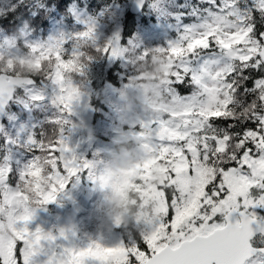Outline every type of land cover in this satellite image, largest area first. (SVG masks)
<instances>
[{
  "label": "snow or ice",
  "instance_id": "snow-or-ice-1",
  "mask_svg": "<svg viewBox=\"0 0 264 264\" xmlns=\"http://www.w3.org/2000/svg\"><path fill=\"white\" fill-rule=\"evenodd\" d=\"M198 3L203 7L191 12L194 22L182 27L167 49L156 52L171 62L169 82L189 79L216 104L197 103L195 92L189 97L194 101L191 116L152 120L138 133L153 141L156 155L162 157L158 162L167 169V179L156 189L159 219L141 234L146 249L134 243L109 247L92 242L66 250L59 264H264V218L252 211L264 207V0ZM91 40L89 26L76 35L71 51L65 50L63 39L30 45L26 74L18 61L5 60L0 52V106L11 98L14 86L31 87L39 77L51 86L50 103L57 113L49 123H65L59 115L71 113L79 96L68 77L80 72L81 61L89 58L82 48ZM202 55L211 58L190 67ZM44 98L31 96L33 101ZM221 100L227 106L205 119L207 110L219 107ZM27 146L32 156L17 172L7 164L0 166V203L13 192L28 197L26 204L20 198L23 207H16L11 230L0 212V264H30L35 246L51 239L42 237L39 229L28 231L34 206L53 201L70 178L88 167L55 136L29 135ZM178 162L186 164V172H178ZM177 175L190 182L177 183ZM34 184H39L35 190Z\"/></svg>",
  "mask_w": 264,
  "mask_h": 264
},
{
  "label": "rangeland",
  "instance_id": "rangeland-1",
  "mask_svg": "<svg viewBox=\"0 0 264 264\" xmlns=\"http://www.w3.org/2000/svg\"><path fill=\"white\" fill-rule=\"evenodd\" d=\"M68 1L69 0H52L51 6L55 11H58L60 7L67 5ZM117 1L120 2L121 0ZM162 1L163 0H150L149 4L158 5L162 3ZM80 2L81 0H71L68 5L71 7V13L75 18L77 31L79 33L85 31L89 26L93 28V40L89 41L82 48L89 58L81 61L86 62L89 68H94L92 71L93 77L90 76L89 79L91 82H87L83 85L78 80L70 78L74 86L77 87L79 96L73 103L71 113L63 114V117H66L67 121L64 125H59L54 129L53 135L55 137H61L70 150V155L78 162L86 163L88 167L82 168L81 171L70 178L64 189L57 194L64 193L66 199L74 203L77 208L78 228L80 232L77 241L78 249H82L92 242L109 247L117 245L129 246L134 243L131 231L132 226L136 227L140 234H142V232L146 230L145 225L151 223V219L148 218L145 211V205L149 200H155L157 202V206L153 209V214L158 216L159 199L156 195L157 185L146 182L148 180H157V175H153L155 169L157 170L162 167V171L166 170V166L159 162L153 164V166L150 164V160L155 156L150 149V146L153 145V141L146 137L140 138L138 133L143 130V125H148L152 120L181 121L183 118L191 116L192 113L190 110L192 101L183 99L190 104L187 110L183 112L178 113L172 111L167 112L169 114L167 117L169 118H165L164 116L163 119L160 118L162 114L153 118L143 112L138 100L134 95H131V92L125 88V86L116 87L110 83L107 80V75L112 73L111 65L118 59V56L121 55L119 52L120 36L117 32L119 31L125 10H117L115 17L111 16L106 22L103 21V27V23L100 20V15L102 16L101 10L97 11V13H91L84 5H78ZM177 21H180V19H177ZM61 24H64V22H61ZM168 28L169 26H165L160 22H154L151 25L152 31L149 33L159 31L161 35L165 36L168 33ZM102 31L103 33L100 34ZM66 32V27L57 23L55 19H52L50 31L48 33V43L63 39ZM144 32L146 33V31ZM116 36L118 39H116L115 45H113V40ZM26 44L30 47V45L42 44V41L28 39ZM113 52L117 54L113 55ZM210 58L211 57L207 55V59ZM90 59H93L94 62H90ZM94 63H98V65L95 66ZM202 63L201 61L199 66ZM213 71H215V69H213ZM61 79L63 80L62 77ZM21 86L30 98L32 95L41 94L45 97L43 100H47L52 96L50 85H38L34 83L31 87ZM123 90H128L130 92V101L135 100L132 104V110L127 114L124 113L120 105ZM178 99H182V95H180ZM202 101H208L213 105L216 104V101L210 100L207 95L204 96ZM102 102L106 104L105 108ZM220 102H222V100L219 101V103ZM125 104L127 103H124V105ZM213 108H209L205 115V119ZM109 109L115 111L117 115L109 113ZM106 115L109 116V119ZM8 116L10 117L8 128L13 129L16 134H11V137L7 134H0L1 148L9 150V155L2 159L0 166L5 165V160L8 158L9 161L15 162L14 167L11 168L13 173H15L23 167V163L26 164L31 158V152L29 150L23 152V150L15 145V141L17 139H24L27 142L28 136L33 135L31 128L34 123L30 120L16 121L11 111L8 112ZM122 120L125 122L124 125L121 123ZM4 126H6L5 122H3L2 131ZM103 134L108 137L106 140H102L99 137V135ZM81 140H84V144L81 148L77 149L76 144ZM138 141L143 143L152 153L151 157L139 166L142 168L139 176H142L145 171L146 174H144V177H139L140 179L137 180L135 186L131 189L135 197H138L139 203L132 209L134 215L129 216L126 222L113 225L109 221L105 229L100 223L102 194L94 187V175L108 157H96L97 153L95 150L99 151L100 148L105 147L106 151L110 154L117 145L114 142L126 143L129 146H134ZM104 144L106 146H104ZM10 146L13 150L9 148ZM84 150L87 152V155L83 158ZM28 152H30L29 155H27ZM15 154H17L18 157ZM23 154L26 155V160H23L25 159ZM176 167L178 172H186V164L178 162ZM164 178L167 179V174ZM176 180L178 183L185 186L190 182V178H186V176L182 175H177ZM12 185L15 186L14 177ZM21 197L22 195L19 192L3 195L7 206V213L4 214L11 219V222L8 224L9 230H11L10 225L16 220L15 216L12 217V213H15L16 207H23V204L20 202ZM126 201L127 199H125V202ZM23 202L26 204L24 199ZM50 203H52L51 208L55 203H57L59 207L61 206L59 210L65 205V203L61 204L56 197ZM34 208L33 216L27 223L28 231L35 232L39 229L42 237H51V239H41L39 244L35 246V254L31 257L30 264H59V262L65 258V253L59 248L57 243V236L53 225V210L48 211L44 206ZM252 211L259 217L264 216V207H256L252 209Z\"/></svg>",
  "mask_w": 264,
  "mask_h": 264
},
{
  "label": "trees",
  "instance_id": "trees-1",
  "mask_svg": "<svg viewBox=\"0 0 264 264\" xmlns=\"http://www.w3.org/2000/svg\"><path fill=\"white\" fill-rule=\"evenodd\" d=\"M51 1L52 0H0V52H2L5 60L12 59L18 61L21 73H27V68L24 67V65L31 64L32 52L31 48L26 44V41L28 39H33L42 41V44H47L52 19H55L57 23L67 28L66 35L63 38V40L66 41L64 45L66 51H71L74 38L79 33L77 31L75 18L71 13V7L68 5L71 0L68 1L67 5L60 7L58 11L52 8ZM149 3L150 0H146L140 13H134L129 10V0H121L120 2L117 0H81V2L78 3V5H84L91 13H97V11L101 10L102 16L100 15V20L103 23V27L107 19L111 16L115 17L117 10H125L119 31L117 32L120 36L119 52L121 55L112 63V73L107 75V80L116 87L125 86V88L131 92L133 82L136 81L139 76L138 69L140 66L144 65L146 68L150 69L154 62H161V69L167 76V79L161 82V92L165 100L169 98V93L174 94L175 91L177 96L179 94L183 95L182 99L191 100L192 104L194 101L193 99H189V97L196 92L195 101L197 103L202 101L203 94L190 83L189 79H185L184 83L181 84L169 82V77L173 74L171 62L166 56L156 52V50L167 49L170 44L174 43L181 34V28L194 22V17L191 15V12L203 7V5L199 4L198 0H163L162 3L158 5H150ZM177 19H180V21H177ZM61 22H64V24H61ZM154 22H160L165 26H169L168 33L165 36L161 35L159 31L149 33L152 31L151 25ZM144 31H146V33ZM102 33L103 31L100 34ZM145 53L146 55H144ZM205 59H207V55L194 58L193 61L190 62V67L193 69L198 68L201 61L204 62ZM90 62H94V60L90 59ZM81 63L83 67L80 72L73 73L68 79H76L83 85L87 82H91L89 77L92 76L94 68H89V65L84 61ZM94 64L95 66L98 65V63ZM33 66L38 67V65ZM62 78L64 79L63 76ZM36 83L38 85H49L42 82L39 77H36ZM166 85H169L167 89L163 87ZM128 90H123L122 100L120 102L122 108L124 107V103L132 105L135 101H130L131 95ZM125 93H129L127 98L124 97ZM102 105L104 108L106 107V104L103 102ZM226 106L227 102L225 101L220 105L219 109H214L215 113L209 112L210 114L208 115H215ZM9 111L14 114L16 121H32L34 123L33 129L35 130V136L43 134L52 137L54 136V129L59 126L57 125L54 127L49 123V121L57 115L56 110L50 103V99L33 101L22 89L21 85L6 106V113L3 118L6 126H4L3 131L0 133L1 135L16 134L13 129L8 128V121L10 119L8 116ZM191 111H193L192 108L190 112ZM108 112L117 115L112 109H109ZM166 114L168 113L163 112V115ZM106 116L109 119V116ZM59 119L67 121L66 117H63V114L59 115ZM121 123L124 125V120H122ZM60 125H64V123ZM99 137L102 140L108 138L105 134L99 135ZM56 138L61 139V137ZM114 143L117 144V142ZM15 145L23 150V152L29 150L27 142L24 139H17ZM9 148L12 149L11 146ZM0 150L1 163L2 159L9 155V151L1 148V146ZM30 154L32 156V153ZM55 154L58 155V153ZM23 157L25 158H22L23 160L27 159L25 154H23ZM9 165L13 168L15 163H10ZM59 170L64 174L62 165ZM154 172L157 173V179L162 183L166 175L162 174V167L157 170L155 169ZM176 182L178 183L177 180ZM11 183L13 184V180ZM38 187L39 184H34L33 190ZM19 193L27 203L28 197L21 192ZM5 205L6 203L3 198V203H0V212L7 213V207L5 208ZM51 205L52 203L48 202L34 207L44 206L48 211H52ZM132 231L135 233L134 243L136 244L138 242V244L142 245V249H144L146 245H143V241L140 239V232L134 226H132Z\"/></svg>",
  "mask_w": 264,
  "mask_h": 264
},
{
  "label": "clouds",
  "instance_id": "clouds-1",
  "mask_svg": "<svg viewBox=\"0 0 264 264\" xmlns=\"http://www.w3.org/2000/svg\"><path fill=\"white\" fill-rule=\"evenodd\" d=\"M139 76L133 82L131 95H134L138 100L141 109L150 117H156L163 112H183L190 106L189 102L178 99L175 91L169 93V98L165 100L161 92V82L167 79L161 69V62H154L150 69L141 65L138 69ZM165 89L169 85L163 86ZM202 91V90H201ZM129 93H125V98ZM132 110L131 104H125L123 111L125 114ZM152 153L141 142H137L134 146H129L126 143H117L111 151L108 158L102 163L94 175V187L102 194V211L101 225L106 229L108 222L113 225L124 223L129 216H133V206L131 200L135 194L127 187L128 184H135L139 174L142 171L141 166ZM153 175H157L153 173ZM146 183L159 185V180H148ZM130 193L128 202L123 199V193ZM157 206L155 200H149L145 205V211L151 223L146 224L145 228L150 229L159 219L153 214V209ZM12 213V217H14ZM11 222V219L5 216V227Z\"/></svg>",
  "mask_w": 264,
  "mask_h": 264
},
{
  "label": "water",
  "instance_id": "water-1",
  "mask_svg": "<svg viewBox=\"0 0 264 264\" xmlns=\"http://www.w3.org/2000/svg\"><path fill=\"white\" fill-rule=\"evenodd\" d=\"M145 0H131L129 4V10L131 12L137 13L139 12L144 4ZM117 37L114 39V43L116 41ZM18 86V85H16ZM16 86L12 88L11 91V98L14 94V91L16 89ZM7 99L2 106H0V130L2 129V120H3V114L5 110L6 104L10 101V99ZM2 99V98H0ZM83 145V141H80L77 143L76 147L80 148ZM75 208L71 204L70 208H64L62 211H60L55 216V229L58 232L59 235V242L61 246L65 250H74V243L76 240V232L74 230L75 226ZM264 218V217H261Z\"/></svg>",
  "mask_w": 264,
  "mask_h": 264
},
{
  "label": "flooded vegetation",
  "instance_id": "flooded-vegetation-1",
  "mask_svg": "<svg viewBox=\"0 0 264 264\" xmlns=\"http://www.w3.org/2000/svg\"><path fill=\"white\" fill-rule=\"evenodd\" d=\"M205 95L203 94V97H204ZM166 172H167V169H166Z\"/></svg>",
  "mask_w": 264,
  "mask_h": 264
}]
</instances>
